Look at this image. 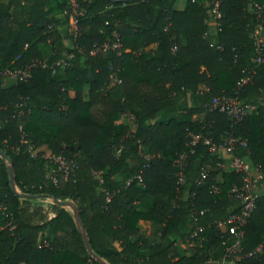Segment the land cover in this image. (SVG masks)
<instances>
[{"label":"trees","instance_id":"obj_1","mask_svg":"<svg viewBox=\"0 0 264 264\" xmlns=\"http://www.w3.org/2000/svg\"><path fill=\"white\" fill-rule=\"evenodd\" d=\"M78 1L74 35L69 0H0V70L45 63L9 86L0 76V204L10 213L0 210V264H100L71 210L36 202L45 197L75 203L108 264H230L233 237L218 223L240 212L232 189L244 173L223 163L237 157L264 171V42L263 61L253 60L264 0H220L218 24L212 0L181 10L175 0ZM117 39L118 48L103 47ZM252 69L240 100L255 108L232 124L209 105L233 96ZM231 132L236 144L221 154L191 143L197 133L220 143ZM57 155L77 167L54 183L46 173ZM139 220L152 222L151 236ZM243 231V256L232 263L264 264V194Z\"/></svg>","mask_w":264,"mask_h":264},{"label":"built area","instance_id":"obj_2","mask_svg":"<svg viewBox=\"0 0 264 264\" xmlns=\"http://www.w3.org/2000/svg\"><path fill=\"white\" fill-rule=\"evenodd\" d=\"M71 4V10L69 14V27L70 30L73 32L74 35L78 34V16L80 14L78 8H79V1L78 0H69ZM220 0H212V8H211V15L213 19L216 21V24H218V20L221 17V13L219 10ZM256 9L260 10V7L256 5ZM263 32L260 29H256L254 32V39H255V53L256 55L253 57V60L260 64L263 61V48L262 43L263 40L261 39V34ZM212 45V43H210ZM120 46V43L117 40L113 41L110 44H104V48H118ZM71 56V54H69ZM55 64H62L65 65V61L60 60L56 62ZM37 66H45V63L43 60H33L26 66L16 69V70H0V76H10L14 77L18 81H22L29 75V71L33 67ZM255 73V70L252 69L251 72L243 75L240 77L235 84L233 96L231 97H214L211 100V103L209 105L211 110H218L225 112L230 120L232 121V124L238 123L240 120H242L250 111H252L255 108V105L253 104H243L240 100V93L242 92L245 85H247L252 80V76ZM19 130L21 131V138L24 140L26 134L22 131V124H19ZM202 139L203 143L206 144L209 148V151L212 153L221 154V151L223 148H227V150H231L233 146L236 144V138L231 132L229 134V137L226 141L215 143L211 141V138L208 136H205L202 133H197L193 135L191 143L194 144L197 140ZM243 146H246L245 141L240 142ZM55 166L54 168H51L47 173V177L50 178L54 183L57 180V176L61 174V176L64 179H67L69 176H71L76 167V160L74 158H66L62 155H57L53 157ZM231 161V167L235 168L239 171H242L244 173V184L240 188L234 187L232 189V193L235 195V197L240 198L241 201V210L239 213L234 214L226 218L224 221L219 222L218 226H220L223 230L228 232L233 237V243L226 247L225 249V257L231 256V262H234L236 260H239L243 255L241 254V239L243 236V226L245 225L247 219L249 218L251 212L255 208L256 201L258 197L260 196L257 188L258 185L261 182H264V171L260 168L259 165H255L253 167H250L247 163H245L243 160L233 157L230 158ZM216 191V188L214 189ZM0 210L5 213L6 216H9L10 213L6 211V208L4 205L0 204ZM8 225L10 228L13 227V223L10 220L8 222ZM202 228L199 227L197 231H200ZM197 231L194 232V236L197 235ZM44 244L46 242L44 241ZM253 252H248L245 254V256L252 255ZM225 261V260H224Z\"/></svg>","mask_w":264,"mask_h":264},{"label":"crops","instance_id":"obj_3","mask_svg":"<svg viewBox=\"0 0 264 264\" xmlns=\"http://www.w3.org/2000/svg\"><path fill=\"white\" fill-rule=\"evenodd\" d=\"M185 3H186V0H175L173 7L176 10H181V9L184 8ZM261 36H262L261 39L264 42V33H262ZM42 52H43L44 56H46L48 54L49 50H48V48H46V45L42 47ZM63 68H64V66L62 64H55V71L57 73H61ZM16 81H17V79H15L14 77L5 76V77H3L1 79V85L2 86H9V85L14 84ZM114 81H115V78H112L111 84H113ZM225 161H228L230 163V165H231V161H230L229 158L225 159ZM225 161L223 163V166H224V168H228L225 165ZM257 190H258L259 194H261V195L264 194V183L263 182H261L258 185ZM36 202L41 204V205L47 206V207H50L51 204H52V200L50 198H48V197L37 199ZM137 226H138V229H139V233L143 234L145 236H147V235L151 236V234H152V232L154 230V225L149 220H139ZM183 248H187V247L183 245Z\"/></svg>","mask_w":264,"mask_h":264},{"label":"water","instance_id":"obj_4","mask_svg":"<svg viewBox=\"0 0 264 264\" xmlns=\"http://www.w3.org/2000/svg\"><path fill=\"white\" fill-rule=\"evenodd\" d=\"M4 157L5 154H3ZM7 171H8V174H9V178H10V182H11V187L13 189L14 192H16L17 194H20L19 191L17 190L16 188V185H15V180H14V174H13V169H12V166L10 163L7 164ZM52 202L56 203V204H59L61 206H64V207H67L71 210L72 214H73V217H74V220L76 222V226L84 240V243H85V246H86V249L87 251L89 252V254L97 261L99 262L100 264H108L106 263L103 259H101L99 256L95 255L90 247V244H89V241H88V237H87V234L83 228V225H82V222H81V219L79 217V213H78V209L75 205V203H73L72 201H60V200H57V199H52ZM230 264H234V263H230Z\"/></svg>","mask_w":264,"mask_h":264},{"label":"rangeland","instance_id":"obj_5","mask_svg":"<svg viewBox=\"0 0 264 264\" xmlns=\"http://www.w3.org/2000/svg\"><path fill=\"white\" fill-rule=\"evenodd\" d=\"M262 35V34H261ZM262 37V36H261ZM228 159V158H227ZM225 165L229 168L230 167V163L228 161H225Z\"/></svg>","mask_w":264,"mask_h":264}]
</instances>
